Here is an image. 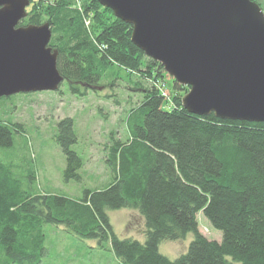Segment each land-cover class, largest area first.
Listing matches in <instances>:
<instances>
[{
    "label": "trees",
    "instance_id": "trees-1",
    "mask_svg": "<svg viewBox=\"0 0 264 264\" xmlns=\"http://www.w3.org/2000/svg\"><path fill=\"white\" fill-rule=\"evenodd\" d=\"M76 1L30 0L19 23L50 25L48 45L73 94L93 88L109 63L164 82L163 66L145 62L132 43L130 24L97 0H80L81 10ZM171 78L170 96L154 83L138 86L144 94L127 113L128 137L110 133L105 162L112 181L104 189H84L78 198L36 192L34 172L22 175L0 160V264H40L47 224L109 242L120 264H264V121L191 113L181 105L188 86ZM22 129L0 119V147L11 148ZM56 140L65 155L63 180H79L83 161L71 148L77 140L71 117L59 120ZM126 207L144 220L142 241L113 230L109 211ZM199 213L221 240L200 231ZM189 232L194 238L185 253L170 259L159 251L161 241Z\"/></svg>",
    "mask_w": 264,
    "mask_h": 264
},
{
    "label": "water",
    "instance_id": "water-1",
    "mask_svg": "<svg viewBox=\"0 0 264 264\" xmlns=\"http://www.w3.org/2000/svg\"><path fill=\"white\" fill-rule=\"evenodd\" d=\"M176 82L187 111L264 121V11L254 0H97ZM30 0H0V98L57 90L51 27L19 25Z\"/></svg>",
    "mask_w": 264,
    "mask_h": 264
},
{
    "label": "rangeland",
    "instance_id": "rangeland-1",
    "mask_svg": "<svg viewBox=\"0 0 264 264\" xmlns=\"http://www.w3.org/2000/svg\"><path fill=\"white\" fill-rule=\"evenodd\" d=\"M254 1L264 10V0ZM75 7L81 10L80 0L75 2ZM145 56L147 62L150 57ZM104 70L95 88L81 90L83 95L73 94L68 82L63 80L59 89L54 91L16 93L0 99V119L23 126L22 131L15 134L11 148L0 147V160L15 164L16 171L22 175L34 172L36 192L78 198L84 189L107 187L112 175L105 162V149L111 132L120 140L128 137L127 113L140 103L144 94L138 86L146 88L154 83L163 96L173 93L169 74L163 82L115 63L107 64ZM169 107L168 104L163 105L164 109ZM65 117L73 119L77 140L71 148L83 161L79 170L81 178L68 182L62 175L66 166L65 155L56 140L58 122ZM109 216L118 236L143 240L144 220L136 209H115L109 211ZM198 220L199 229L206 237L221 240V231L214 228L207 218L199 213ZM44 232L45 254L40 264H120L109 242L99 245L97 240L81 237L63 224H47ZM193 238L194 234L189 232L179 240H163L159 243V251L175 259L186 252Z\"/></svg>",
    "mask_w": 264,
    "mask_h": 264
},
{
    "label": "flooded vegetation",
    "instance_id": "flooded-vegetation-1",
    "mask_svg": "<svg viewBox=\"0 0 264 264\" xmlns=\"http://www.w3.org/2000/svg\"><path fill=\"white\" fill-rule=\"evenodd\" d=\"M93 88H95V86Z\"/></svg>",
    "mask_w": 264,
    "mask_h": 264
}]
</instances>
